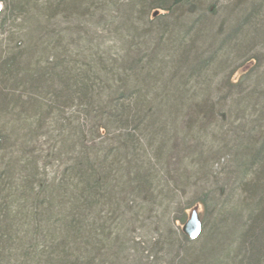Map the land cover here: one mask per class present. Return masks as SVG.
Returning <instances> with one entry per match:
<instances>
[{
	"label": "trees",
	"instance_id": "1",
	"mask_svg": "<svg viewBox=\"0 0 264 264\" xmlns=\"http://www.w3.org/2000/svg\"><path fill=\"white\" fill-rule=\"evenodd\" d=\"M0 3V264H264V0Z\"/></svg>",
	"mask_w": 264,
	"mask_h": 264
},
{
	"label": "water",
	"instance_id": "2",
	"mask_svg": "<svg viewBox=\"0 0 264 264\" xmlns=\"http://www.w3.org/2000/svg\"><path fill=\"white\" fill-rule=\"evenodd\" d=\"M2 4L0 3V12ZM202 222L197 211H192L182 227V233L189 240H196L201 232Z\"/></svg>",
	"mask_w": 264,
	"mask_h": 264
},
{
	"label": "rangeland",
	"instance_id": "3",
	"mask_svg": "<svg viewBox=\"0 0 264 264\" xmlns=\"http://www.w3.org/2000/svg\"><path fill=\"white\" fill-rule=\"evenodd\" d=\"M244 63H245V60L243 61ZM242 62V63H243ZM241 63V64H242ZM240 64V65H241ZM249 66H252V65H248V62H246L245 64H244V66L243 67H239V68H237V69H233L234 71H233V74H231V77H232V82L234 83V84H236L238 81H239V79L245 74V73H247L248 72V68H249ZM229 74H230V72H229ZM197 205H199V204H197ZM193 208V207H192ZM192 208H190V210H187L185 213H186V219H187V217H188V215H189V213H190V211H191V209ZM197 210H198V212H199V218H200V220L201 221H203L202 220V216H203V209H202V207L201 206H198L197 207ZM177 226L179 227H181L182 226V224H177Z\"/></svg>",
	"mask_w": 264,
	"mask_h": 264
},
{
	"label": "bare ground",
	"instance_id": "4",
	"mask_svg": "<svg viewBox=\"0 0 264 264\" xmlns=\"http://www.w3.org/2000/svg\"><path fill=\"white\" fill-rule=\"evenodd\" d=\"M2 9H3V6H2ZM2 9H1V11H2ZM0 13H1V12H0ZM198 206H200V205H197V204H196V205H192L191 207L186 208V211H187V210H190V208L193 207V208L191 209L190 213L194 210V211H197V213L199 214V212H198V210H197V207H198ZM186 211H185V212H186ZM190 213H189V215H190ZM189 215H188V217H189ZM188 217H187V219H188ZM187 219H186V220H187ZM186 220H185V221H186ZM184 224H185V222L182 223V226H181V227H180V226L178 227V228H179V229H178V230H179V233L181 234V236H182L184 239H186V240H188V241H190V242L195 241V240H189V239H188L187 237H185L184 234L182 233V227H183ZM201 232H202V227H201ZM201 232H200L198 238L200 237ZM198 238H197V239H198Z\"/></svg>",
	"mask_w": 264,
	"mask_h": 264
}]
</instances>
